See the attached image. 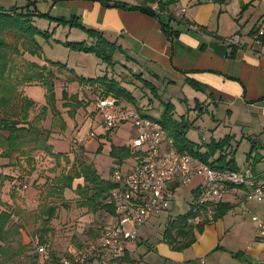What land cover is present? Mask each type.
Here are the masks:
<instances>
[{
  "label": "crops",
  "instance_id": "0c3cea01",
  "mask_svg": "<svg viewBox=\"0 0 264 264\" xmlns=\"http://www.w3.org/2000/svg\"><path fill=\"white\" fill-rule=\"evenodd\" d=\"M3 2L0 0V8L4 10L25 8L27 11L36 10L49 15L55 11L57 15H54V18L65 19L75 16L82 24L102 32L108 40L110 36H115L121 44L120 48L132 49L139 64H146L156 78H159V74H163L165 76L163 79L168 84L181 83L182 88L187 89L190 86L185 80H192L201 90L193 89V98L200 105L198 108L200 112L196 118L204 109L206 112L211 109V113L220 114L221 120H232L234 126L248 132L250 145L248 153L254 150L252 147L255 148L257 144L261 150L258 152L259 157L251 155L247 158L248 164L252 166L250 170L254 173L264 171V167L260 169L257 167L259 161L264 164V40L252 38L264 19V0H20L22 3L15 0V4L18 5L8 9L4 7ZM160 2H171V4H166L163 8L159 6ZM51 3L52 8L49 7L46 12ZM103 3L122 4L126 8L144 7L145 4L157 17L136 10L105 7ZM243 6L246 7L242 9ZM158 18L165 22L172 20L170 24L178 33L169 38L162 31ZM233 36L239 38V45L232 46L226 42ZM87 40L90 42V39ZM24 58L31 61L26 53ZM35 63L44 65V62ZM33 86L41 87V85ZM27 89V85L20 89L22 96H26L40 108L45 105V90L44 99L36 100L26 95ZM181 101L186 105L184 112L187 114L182 116L189 121L188 111L193 110L194 107L187 105V99ZM229 136L234 138L236 134ZM261 137L263 141L259 142L258 138ZM187 138L196 143L188 134ZM240 139L243 140V137ZM49 143L54 153L60 152L54 149L51 140ZM196 144L208 143L200 141ZM0 167L1 176L13 177L7 161L2 158H0ZM195 179V183L192 184L191 181L188 185L177 189L171 203L179 191L183 199L187 197L191 202L194 197L193 192L196 191L195 188L200 181L198 178L193 180ZM80 180H77L76 185L82 184ZM4 184L5 181L3 187H0V193L3 192ZM1 197L0 194V202ZM221 203L228 204L230 209L216 221H209L203 227L196 242L188 249L172 250L162 241L163 232L156 239L153 248L146 241L147 251H154L149 258L150 262L152 264H259L264 254L263 238L259 239L256 233L251 237L252 230L246 232L242 215L235 211L236 207L246 209L244 193L240 191L238 194L234 189ZM169 212L170 209L165 223L173 218ZM259 217L264 219V215ZM154 219L157 218H153L150 222ZM148 224L138 230L136 239L128 245L122 264H142L146 254L141 255L139 250L143 244L144 233H139ZM248 234L249 237L245 240Z\"/></svg>",
  "mask_w": 264,
  "mask_h": 264
},
{
  "label": "rangeland",
  "instance_id": "374dc122",
  "mask_svg": "<svg viewBox=\"0 0 264 264\" xmlns=\"http://www.w3.org/2000/svg\"><path fill=\"white\" fill-rule=\"evenodd\" d=\"M3 1V3H5L3 5H5L4 7L6 9L18 5L15 4V0ZM16 1L22 3L20 0ZM49 7L52 8V3L48 6L46 12H48ZM144 7H146L145 4ZM50 15L54 17V15L57 14H55V11H52ZM68 19L69 18H67V20ZM31 25L40 32L48 34L47 38H44L43 35L36 37L40 49V52L38 51L40 56H31L29 53H26L28 58L34 62H44V64L53 62L62 65L59 67V65L52 66L48 64V69L54 73L55 76V80L53 81V105L62 116V120L65 121L66 130L61 131L59 128L51 129L53 116L49 108L45 120L42 123V127L51 130L49 141L51 140L53 142L54 149L61 153H67L71 161L76 158L78 160H84L86 163L93 164L98 175L105 180H111L113 172L117 168H121L124 162V168L128 167L133 162L131 152L130 156L119 164L114 161L110 151L114 147L129 148L132 140L136 136L135 130L130 125L124 124L119 125L115 130L109 133H103L99 126L101 117L95 108V102L100 92L99 89L97 87L81 85L76 80V77L95 79L107 74L108 78H113L120 82L134 98V104H127L124 101H121V103L138 109L140 113L149 118L160 119L164 108L163 105L170 102L173 105V118L180 120L182 114L187 115L184 112L186 105L181 99H187V105H190L189 107L191 108L194 107L193 110L190 108L191 110L188 111L189 121H187L185 117V120L191 125L187 133L189 138L196 143L207 141L209 144L211 139L218 142L229 134H236L234 137L236 142L234 138L229 136L230 139L228 146L225 148V153H227L229 157H233L234 165L237 169L244 170L252 167L251 164H248L249 161L247 162V154L250 148L248 132L246 133V131L241 130L242 128L234 126L232 120H221L220 114L211 113V109H209V112H206L203 108L202 114L196 118L200 112L198 109L200 105H198L193 98L194 90L190 87H188V89L182 88L181 83L168 84L164 81L165 79L163 78H165V76H163V74H159V78H156L152 75L151 69L146 64H139L140 62L134 56V51L132 49L126 50L123 47V53L118 52L113 56V66L107 67L93 54L75 52L63 46L65 42L77 43L85 41L86 44H88L87 36L78 29L38 18H34ZM83 25L92 28L84 23ZM109 40L116 41V45L118 46L121 45L115 36H110ZM56 75H58V77H56ZM137 75H139L141 79H138ZM143 80L149 82L156 88V94L153 95L149 85H144ZM33 85L34 84L27 85L28 89L26 90V95L36 100L44 99L43 92L45 88ZM22 87L23 86L19 87V91ZM64 91L68 98L63 100ZM20 94L22 96V93ZM73 95L81 99L86 107L77 109L75 112H69L73 109V105H70V103L73 104V102L69 100V97ZM24 97L27 99L26 96ZM39 109L40 107L34 105L29 111L30 117L32 118L37 114ZM70 114H72V116ZM192 120L193 122H191ZM90 133H93V138L89 137ZM241 137H243V140L240 139ZM258 141L262 142L263 137L258 138ZM259 147L260 146L257 144L256 147L253 148L254 150L251 151L252 156L257 155V157H259L258 152H261ZM201 150L204 151L205 148L202 147ZM217 156L218 154H216V157ZM22 164L28 169L25 162ZM33 165L34 171L29 176L20 172L17 166H9L10 173H12L13 177H9L12 178V180H5L3 192L1 191L0 193L2 195L0 212L5 209L12 212L10 223L19 224L23 222L24 228L20 231L21 240L23 244L28 246L29 254L35 252L34 244L36 242L39 243V230L44 226L43 219L39 218V209L42 203L41 192L46 190L44 183L59 172V168H54V160L45 156L43 153H36L34 155ZM257 165L258 169L264 167L261 161L257 162ZM61 166H64L63 162ZM1 170L2 168L0 167V172ZM195 182L196 179L192 180V184ZM76 183L77 180H74L72 190L64 191L61 200L49 198L47 199L48 204L47 201L45 202L48 206H54L56 209L54 218L47 225L49 231L44 237V241H46V244L49 246V259L46 264H59L58 261L67 255L68 250L83 248L86 243L94 240L93 235L96 232L102 231L111 221L110 215L101 210L92 213L87 211L86 208H77V195L73 191L76 187ZM0 187H3V182ZM236 191H238V194L240 193V190ZM246 202V209L245 207H236L235 211L240 212L242 215L241 219L245 224L246 232L248 233V231L252 230V237L254 233L258 235L259 231L257 225L251 218L254 215L258 217L264 215V202H257L255 199H250ZM190 203L187 197L183 199L179 191L173 203H171L172 206L169 212L171 217L186 213L190 208ZM246 210H248V212H246ZM20 216L23 217V221L19 219ZM166 217L167 213L160 217H156L157 219L149 222L145 229L141 230L139 233H144L142 239L143 244L139 250L141 255L146 254L142 264H152L149 258L151 254H154V251L151 250L148 252L146 247L148 246L147 244L152 246V248L155 246L156 239L159 238L165 228ZM245 236L246 235H244V237ZM248 237L249 234L245 237V240H247ZM242 239L244 240V238ZM51 255L54 256V259H52ZM263 259L264 254L262 256V260Z\"/></svg>",
  "mask_w": 264,
  "mask_h": 264
},
{
  "label": "trees",
  "instance_id": "16d2710c",
  "mask_svg": "<svg viewBox=\"0 0 264 264\" xmlns=\"http://www.w3.org/2000/svg\"><path fill=\"white\" fill-rule=\"evenodd\" d=\"M103 4L105 7L136 10L157 17L148 7L126 8L124 5L117 3L112 5ZM166 4L170 5L171 2H160L159 6L164 8ZM245 7L243 6L242 9ZM34 18L54 21L57 24L68 25L70 28L83 32L90 39L88 44L85 41L77 43L65 42L63 46L75 52L93 54L107 67L113 66V56L116 53H123L124 51L120 46L116 45V42L105 38L102 32L84 26L75 16L67 20L65 18H54L49 14L39 13L36 10L27 11L25 8H12L10 10L0 8V157L7 160V166H17L19 171L27 176L34 171L33 164L36 153H43L53 159L54 168H59L58 174L44 183L46 190L41 192L42 203L40 204L39 218L43 219L44 226L39 230V244H46L44 237L49 231L47 225L54 218L56 211L54 206L47 205V199L57 198L61 200L65 190H72L74 180L81 179L82 184H77L73 190L77 195V208H86L87 211L92 213L101 210L111 215L113 213L112 207L107 205L105 201L110 190L114 188V184L110 180L102 179L93 164L76 158L71 161L67 153H54L52 146L49 144L51 130L42 127L48 108L51 109L53 116L51 129L66 130L65 121L62 120V116L53 105V81L55 76L48 69V64L52 66L59 65V67L62 65L48 62L40 66L24 58L25 53H29L31 56H40L36 37L43 35L44 38H47L48 33L40 32L31 25ZM170 21L172 20L169 19L167 22L158 20L162 31L169 38L178 33L170 24ZM258 39L264 40V35ZM137 77L141 79L139 75ZM76 80L81 85L97 87L100 91L97 99L111 96L118 101L134 104L132 94L120 82L113 78H108L107 74L95 79L76 77ZM185 82L195 91H201L192 80L186 79ZM143 83L146 86L149 85L153 95L156 94L155 87L145 80H143ZM29 84H39L44 87L46 98V104L32 118L29 115V111L35 104L21 96L19 91V87ZM67 98L68 96L64 91L62 99ZM69 98L73 102V104L69 102L70 105H73V109L69 112H75L77 109L86 107L76 95ZM163 106L160 119L149 118L141 114L157 122L167 132L173 139L177 152L186 153L212 169H237L234 165L233 157H229L225 153V148L228 146L230 139L228 136L218 142L211 140L209 144H196L187 138L191 125L185 118L183 116H181L180 120L173 118V105L170 102L165 103ZM72 114L70 115L72 116ZM202 147L205 148L204 151L201 150ZM110 154L114 161L120 164L130 156V151L129 148L114 147L111 149ZM216 154L218 156L214 158ZM250 156L251 152L247 154V158ZM24 162L28 169L23 166L22 163ZM62 162L64 166H61ZM7 179L12 180V178L0 175V185ZM193 195L189 210L184 214L168 219L162 233V241L174 251L188 249L196 242L202 233L203 227L209 221H216L230 209L228 204H216L211 206L213 212L211 220L194 223L195 214L192 212V208L197 192H193ZM46 201L47 204L45 203ZM11 217L12 212L6 209L0 212V264H37V254L35 252L29 254L28 246L23 244L21 240L20 231L24 228L23 222L19 224L10 223ZM19 219L23 221L22 216ZM100 232H96L93 238L98 237ZM52 259H54V256H52ZM121 261L118 264H122Z\"/></svg>",
  "mask_w": 264,
  "mask_h": 264
},
{
  "label": "built area",
  "instance_id": "2783aa9c",
  "mask_svg": "<svg viewBox=\"0 0 264 264\" xmlns=\"http://www.w3.org/2000/svg\"><path fill=\"white\" fill-rule=\"evenodd\" d=\"M264 35V19L253 34V40ZM229 45H239L237 36L226 40ZM95 108L101 117L103 133L115 130L119 125H130L136 132L129 151L133 162L117 168L112 175L114 188L106 198L112 207L110 222L99 236L83 248L70 249L59 264H118L125 256L128 245L136 239L138 230L153 218L166 214L171 206L174 192L188 185L194 178L199 184L192 212L194 223L211 220L212 208L223 202L232 190L244 193L245 201L255 199L264 202V171L254 173L250 169L217 170L179 153L173 139L155 121L143 116L138 109L122 104L111 96L99 98ZM93 133L89 134L93 138ZM257 225L258 238L264 237V219L252 216ZM37 264L49 259L48 244H34ZM264 264V260L259 261Z\"/></svg>",
  "mask_w": 264,
  "mask_h": 264
}]
</instances>
